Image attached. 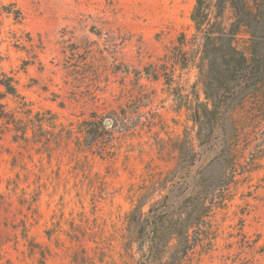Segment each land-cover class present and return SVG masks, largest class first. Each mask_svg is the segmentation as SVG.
<instances>
[{
    "label": "rangeland",
    "instance_id": "obj_1",
    "mask_svg": "<svg viewBox=\"0 0 264 264\" xmlns=\"http://www.w3.org/2000/svg\"><path fill=\"white\" fill-rule=\"evenodd\" d=\"M194 5L0 0V76L21 96L0 102L26 129L15 137L0 122V264H135L131 210L170 190V201L197 191L223 131L200 147L189 117L194 100L208 104ZM237 45L246 50L243 35ZM230 120L231 179L207 200L184 264H264V87ZM86 122L104 126L90 146ZM183 139L197 157L180 178Z\"/></svg>",
    "mask_w": 264,
    "mask_h": 264
},
{
    "label": "trees",
    "instance_id": "obj_2",
    "mask_svg": "<svg viewBox=\"0 0 264 264\" xmlns=\"http://www.w3.org/2000/svg\"><path fill=\"white\" fill-rule=\"evenodd\" d=\"M194 34L192 44L199 55L200 75L203 78L207 105L190 106L189 117L197 127L200 147L213 140L216 128L223 131L218 153L200 170L197 191L171 200L172 190L159 201L148 205L140 200L127 218L129 242L135 247V264H184L193 248L190 232L196 231L209 216L207 200L223 189L231 179L235 159L231 155L234 128L230 114L244 100L264 87V0H195L190 14ZM240 35L245 37L246 50L237 45ZM184 35L179 46L186 44ZM195 49V48H194ZM195 57V50H194ZM194 63V62H193ZM0 101L7 96L21 99L13 78L0 76ZM0 122L18 135L26 129L13 112H6L0 102ZM88 132L84 141L90 146L100 137L102 123H85ZM233 131V132H232ZM175 177H182L196 162L197 152L183 139L179 142Z\"/></svg>",
    "mask_w": 264,
    "mask_h": 264
},
{
    "label": "water",
    "instance_id": "obj_3",
    "mask_svg": "<svg viewBox=\"0 0 264 264\" xmlns=\"http://www.w3.org/2000/svg\"><path fill=\"white\" fill-rule=\"evenodd\" d=\"M109 124V122H106V125H108Z\"/></svg>",
    "mask_w": 264,
    "mask_h": 264
}]
</instances>
